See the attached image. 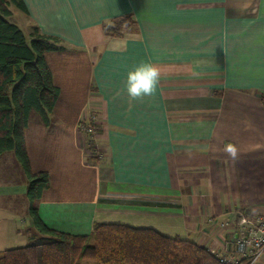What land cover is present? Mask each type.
Returning a JSON list of instances; mask_svg holds the SVG:
<instances>
[{
  "label": "crops",
  "instance_id": "crops-1",
  "mask_svg": "<svg viewBox=\"0 0 264 264\" xmlns=\"http://www.w3.org/2000/svg\"><path fill=\"white\" fill-rule=\"evenodd\" d=\"M23 1L15 23L62 46L45 53L60 89L52 123L32 112L25 128L32 170L49 173L42 220L76 234L120 222L232 250L231 211L264 209V0ZM125 15L129 27L107 35ZM141 63L161 79L130 102L127 74ZM7 154L0 177L9 159L20 182L0 180V250L32 227L26 177Z\"/></svg>",
  "mask_w": 264,
  "mask_h": 264
},
{
  "label": "trees",
  "instance_id": "trees-1",
  "mask_svg": "<svg viewBox=\"0 0 264 264\" xmlns=\"http://www.w3.org/2000/svg\"><path fill=\"white\" fill-rule=\"evenodd\" d=\"M11 6L27 11L23 0H0V154L14 152L25 173L32 227L28 244L0 250V264H226L191 239L151 227L94 222L90 233L76 234L51 228L42 220L38 202L49 187V173L32 170L25 128L32 112L45 125L52 123L60 89L53 82L45 53L62 46L58 37L36 25L26 35L11 20ZM132 22L131 15L115 18L105 25V32L119 35Z\"/></svg>",
  "mask_w": 264,
  "mask_h": 264
},
{
  "label": "built area",
  "instance_id": "built-area-1",
  "mask_svg": "<svg viewBox=\"0 0 264 264\" xmlns=\"http://www.w3.org/2000/svg\"><path fill=\"white\" fill-rule=\"evenodd\" d=\"M86 126L85 130L91 131ZM235 218L227 217L222 223L232 228V241L235 247L231 250L226 241L223 250L210 249L226 264H259L264 258V209L259 212L234 210Z\"/></svg>",
  "mask_w": 264,
  "mask_h": 264
},
{
  "label": "clouds",
  "instance_id": "clouds-1",
  "mask_svg": "<svg viewBox=\"0 0 264 264\" xmlns=\"http://www.w3.org/2000/svg\"><path fill=\"white\" fill-rule=\"evenodd\" d=\"M161 79L160 69L152 63H141L129 71L126 79V92L131 101L152 97ZM221 151L232 161L239 157L236 145L226 143Z\"/></svg>",
  "mask_w": 264,
  "mask_h": 264
},
{
  "label": "rangeland",
  "instance_id": "rangeland-1",
  "mask_svg": "<svg viewBox=\"0 0 264 264\" xmlns=\"http://www.w3.org/2000/svg\"><path fill=\"white\" fill-rule=\"evenodd\" d=\"M14 8V7H13ZM18 18L15 17H11V20L13 22H16ZM19 24V23H18ZM87 131V130H86ZM89 132V131H88ZM7 155H12L11 157L13 159H16L15 155H14V152L10 151L8 152ZM9 159H5L3 158L2 162H4V165L6 166L5 169H6V172L2 173L1 177H0V180L1 181H4L6 183H9L10 181H15L16 184H19L20 182V174L19 173H23V175H25V173L23 172V169L21 168V166L19 165L18 161H17V164H18V174L19 176H17L14 172H13V165H11L9 163ZM6 173H8L6 175ZM19 197H21V195H19ZM28 213V211H27ZM26 219V216H23L21 217L19 220H24ZM19 227H21L22 229L25 228V226H28V223L27 225L25 224H18ZM29 233L26 234H23L21 233L20 235H17L16 237H12V236H9L8 239L2 243V248L5 249V248H10V247H16V246H23V245H26L28 244L29 242ZM87 264H94L93 261H87Z\"/></svg>",
  "mask_w": 264,
  "mask_h": 264
}]
</instances>
